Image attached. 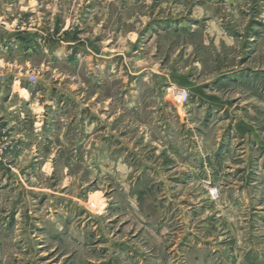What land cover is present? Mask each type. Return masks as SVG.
<instances>
[{
	"label": "rangeland",
	"instance_id": "rangeland-1",
	"mask_svg": "<svg viewBox=\"0 0 264 264\" xmlns=\"http://www.w3.org/2000/svg\"><path fill=\"white\" fill-rule=\"evenodd\" d=\"M38 25L50 45L15 50ZM14 81L34 110L17 142L0 111V264H264V0H0Z\"/></svg>",
	"mask_w": 264,
	"mask_h": 264
},
{
	"label": "crops",
	"instance_id": "crops-1",
	"mask_svg": "<svg viewBox=\"0 0 264 264\" xmlns=\"http://www.w3.org/2000/svg\"><path fill=\"white\" fill-rule=\"evenodd\" d=\"M35 31L40 33V34L37 38H34V40H32V42L30 43V47L27 46V47L23 48V47H20V45L18 46L17 43H15L14 44L15 50H17L20 53H22V52L28 53L27 51H29L30 55L32 57L34 55H37V47H38L37 43L39 42L40 39H42L41 41H43V42L46 41V43L48 44L50 31L44 25H38L35 28ZM253 38H254V40H257L259 38V36H257L256 38L254 36H252L251 40H253ZM5 41L4 42H5L6 46H5L4 50H8V48H10L9 43L12 42V38H5ZM97 41L98 40H96L95 42H92V41H89L87 38H85L84 40L81 39V42H79V44H78L79 48H78V50H76L78 52V56L80 57V59H83V58L84 59H93L95 62V67L96 68L99 67L100 72H102L104 66H106L107 73H109V72L112 73L113 72L112 71V68H113L112 61H113V58L115 60L118 58V53L117 52L113 53L112 47H109L108 44H105L104 46L99 47L97 45ZM68 44L70 45L69 48H67L69 50L65 54H70L68 52H70L72 50L73 46L75 45L72 42H68ZM48 45H50V44H48ZM49 49H50V52H49ZM58 49H60V48H58ZM56 50H57L56 48H49V46L46 48V52H48L47 53L48 56H51V55L57 56L56 53H54ZM76 51H73V54H72L73 56H74ZM16 84H18L17 81H14L12 84L5 86L6 88L4 86L0 85V87L6 89V94H8L7 97L5 95V97L2 98V102H1L2 107H1L0 111L4 114L3 115L4 117L1 120L2 121L1 125L4 128H6V130L10 133L11 136H13L15 138V142L18 141L16 138L20 137V135L27 133V130H25V128L22 126L21 120H20L22 118V116H24L23 110L25 109V112H29L31 114L33 113V110H34L32 108L33 107L32 103L30 105H26L25 108L23 106H21V104L19 103L20 108H19V111L17 113V108H15L16 104L14 105L13 97H12L13 93H15L17 91V90L15 91ZM53 89L55 90L54 87H53ZM20 91H25V88L19 87V90L17 91V93H15V94L19 95V98H21V93H19ZM54 100H55V98H54ZM19 102H21V100H19ZM83 106H84L83 111H84V113H86L87 112V105L84 104ZM29 113L26 117L28 119H31L32 116H30ZM181 117H183L182 114H181ZM29 122H31V121H29ZM238 122L243 124V126L246 125L244 119H240V120H238ZM20 139H22V138H19V140ZM20 145H21V143H20ZM13 148H15L14 150L17 153H20L22 151L21 146H19L18 144L15 145ZM189 169H193V168L189 166Z\"/></svg>",
	"mask_w": 264,
	"mask_h": 264
},
{
	"label": "built area",
	"instance_id": "built-area-1",
	"mask_svg": "<svg viewBox=\"0 0 264 264\" xmlns=\"http://www.w3.org/2000/svg\"><path fill=\"white\" fill-rule=\"evenodd\" d=\"M28 78H29L30 82H34L35 79H36V77L34 75H29ZM172 93L181 102H186L188 100V98H189L188 92L186 90H184V89H178L176 87H172ZM6 149H7L6 137H5V135H0V159H1V155L6 151Z\"/></svg>",
	"mask_w": 264,
	"mask_h": 264
}]
</instances>
